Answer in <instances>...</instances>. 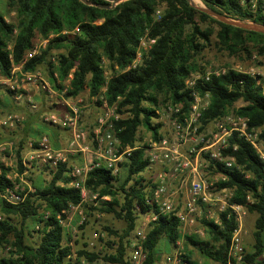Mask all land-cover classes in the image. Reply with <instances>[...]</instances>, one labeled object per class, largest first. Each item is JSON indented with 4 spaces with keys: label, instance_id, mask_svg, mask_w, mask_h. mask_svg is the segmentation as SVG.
<instances>
[{
    "label": "trees",
    "instance_id": "16d2710c",
    "mask_svg": "<svg viewBox=\"0 0 264 264\" xmlns=\"http://www.w3.org/2000/svg\"><path fill=\"white\" fill-rule=\"evenodd\" d=\"M85 1L86 3L82 0H0V7L15 12V20L7 21L0 8V76L8 77L13 65L22 64L23 70H33L46 60L51 49L64 47L65 51L55 56L57 65L50 67V74L54 69L58 77L64 80L70 69L75 67L67 85V95L77 97L85 88L90 95H94L104 82L102 59L105 58L111 67L116 64L120 69H125L135 57L140 37L146 33L155 42L143 56L142 64L112 76L105 91L108 103L116 104L118 112L124 114L123 118L115 122L116 134L124 145L134 144L140 126L152 130L153 135L157 136V126L152 125V119L157 115L155 109L159 104L180 100L185 102L184 106L187 105L189 96L185 89V79L190 72L201 68L195 57L211 44L214 32L218 45L231 53H236L242 47L246 49L245 45L250 41L259 46L260 53H264L263 33L221 22L196 9L188 0H124L114 8L105 7L112 0ZM202 2L207 8L230 18L249 17L237 0ZM161 5V14L154 19ZM99 19L102 21L97 23ZM206 21L217 24L218 30L215 31L211 25L202 26ZM254 21L264 24V17H256ZM75 29L71 37L61 33L63 30ZM50 34L54 36L49 38ZM36 35L48 40L46 47L27 58ZM49 64L51 66L50 61ZM258 78L259 76L228 69L225 73L212 75L198 84L200 92L208 91L210 94V105L202 114V124L221 115L226 106L242 101L237 113L248 117L251 127L264 125V79L259 84ZM6 92L7 96L0 98V108H21L26 116L22 128L18 129L20 137L14 149L16 162L21 170L19 161L24 143L42 132L38 130L37 124L42 123L41 116L48 111V107L44 98L40 99L36 109H31L24 101L20 103L27 104V107L16 106L20 103ZM4 114L7 113H0V116ZM84 125L88 130L92 127L91 123ZM6 130L10 136L15 134L13 129ZM58 133L55 129L50 134L54 137ZM231 140L236 142L237 149L232 151L229 147L226 151L235 156L242 169L224 170L228 175L224 184L234 188V202H243L247 193L252 194L255 199L248 207V213L256 214L252 231L254 242L251 250L245 252L240 264H264V162L249 143L236 138ZM71 163H61L44 184L29 177L34 191L29 192L22 202H0V211L5 215L0 221V245L13 246L9 255L0 256V264H79L81 258L89 262L100 258L99 251L89 250L85 245L76 251V258L73 260L69 238L65 241L60 219L66 218L70 206L80 202L77 189L59 184L61 180L68 181L64 171L70 168ZM146 165L142 152L135 150L130 159L123 163L125 175L122 180L120 174L114 175L105 167H96L88 172L86 186L99 196L110 197L109 201L101 200L99 206L92 210L112 213L126 224L121 234L110 227H104L105 232L117 238L116 242H107L110 247L116 245L114 252L102 255L110 263L128 264V237L136 224L134 204H142L144 186L140 174ZM2 168L0 190L12 183L6 176L9 169ZM246 174L250 176L246 177ZM136 176L137 179L134 178ZM141 209L145 211L146 207L142 206ZM14 216L19 218V225L12 221L11 217ZM201 223L206 227L208 240H200L195 234L185 235L187 245L197 248L205 260L209 261L200 264H223L230 235L236 225L234 219L227 218L223 212L219 215L218 223L205 219ZM32 232L36 233L37 240L26 243V235H31ZM10 237L13 240H9ZM179 237L177 218L173 214L159 215L147 229L144 264H156L158 261L156 245L161 238L173 244ZM185 259L189 264H199L192 259L190 249H187Z\"/></svg>",
    "mask_w": 264,
    "mask_h": 264
},
{
    "label": "built area",
    "instance_id": "2783aa9c",
    "mask_svg": "<svg viewBox=\"0 0 264 264\" xmlns=\"http://www.w3.org/2000/svg\"><path fill=\"white\" fill-rule=\"evenodd\" d=\"M237 1L249 15L248 18L239 20L252 23L255 22L256 17H264V0ZM156 14L158 18L160 14L158 10ZM75 31L76 29L63 30L61 33L71 37ZM47 41L43 39L39 44L34 43L27 52V58L37 54L41 48L44 49ZM154 42L155 39L145 33L140 37L134 59L125 69L122 70L116 65L113 71H103L104 82L100 90L90 97L97 109L90 130L84 128L82 124L85 105L83 97L67 95V85L75 67L70 69L64 80L58 77L54 69L52 75L48 76L40 66L25 71L22 64L13 65L8 77L0 76V85L16 102L24 101L31 109H36L40 99L44 98L48 111L41 116L42 123L67 133L63 141L61 138L56 141L50 133L44 132L34 138H28L19 161L21 170L12 158L15 143L12 141L0 143V174L2 166L8 168L6 176L12 180L11 185L0 190V202L18 204L29 192L34 191L33 184L27 181L34 166L51 178L61 163L71 161L75 155H81L83 160L80 163L72 162L70 168L64 171L69 178L68 181L61 180L59 184L71 186L79 191V204L70 206L69 210L90 204L98 206V202L109 201L110 197L99 196L97 192L86 186L88 172L96 167H105L114 175L119 174L123 163L130 159L135 150H140L147 165L140 174L144 186L142 204L135 202L134 211L141 220L128 237L127 263L144 264L146 259L144 241L147 229L159 215L173 214L178 220L180 233L183 235L202 236L206 227L201 220L218 223L220 213L225 212L226 217L233 218L236 225L231 232L226 260L223 264H240L246 252L245 218L248 215V207L255 199L252 194L247 193L243 202L232 201L234 188L224 184L228 180L224 170L233 168L241 170L242 166L237 163L235 156L226 150L229 147L232 151L237 149L236 142L231 139L243 140L254 148L258 157L264 162L261 140L263 125L251 127L248 117L237 113L242 103L226 106L221 115L202 124V114L210 105V94L208 91L200 92L198 84L208 80L212 75L217 76L228 69H233L208 68L202 72H191L186 77L184 83L189 96L186 106H184L185 102L179 100L168 101L156 107L157 115L152 119V125L157 126L156 137L152 130L140 126L134 144L124 145L115 130V122L123 118L124 114L118 112L116 104L108 103L105 97L107 84L112 76L141 65L143 56ZM50 63V67L57 65L55 56L50 58ZM233 70L254 77L259 76L257 81L259 84L264 79V74L255 73L252 67L248 70ZM23 120V115L18 113L1 115L0 128L14 129ZM141 205L146 207L145 211H142ZM78 213L79 223H82L85 216L81 211ZM64 220L60 219L63 228ZM262 255L264 256V253ZM185 256L186 251L177 238L174 241L173 251L164 257L163 264H189ZM75 258L73 256V259ZM79 264H93V262L81 258Z\"/></svg>",
    "mask_w": 264,
    "mask_h": 264
},
{
    "label": "rangeland",
    "instance_id": "374dc122",
    "mask_svg": "<svg viewBox=\"0 0 264 264\" xmlns=\"http://www.w3.org/2000/svg\"><path fill=\"white\" fill-rule=\"evenodd\" d=\"M191 2L196 6L207 8L202 2V0H197V3H196V0H191ZM162 7L163 6L161 5L158 8V11L160 14L163 9ZM0 8L2 11H4L5 19L7 21L15 20L14 11H6L4 7H0ZM156 18H157V14L155 13L154 19ZM101 21L102 19H99L97 23H100ZM205 25H211L213 26L215 31L218 30V25L215 23H211L210 21H206L205 23H202V26H205ZM53 36L54 34H50L49 38ZM42 40L43 39L40 36L36 35V37L34 38V43L39 44ZM245 47L246 49H243L244 47H242V49H240L236 53H231L228 50L223 49L222 47L218 45L217 37L214 32L211 35V44L205 47L202 50V52L195 57L197 64L201 67L195 71L202 72L208 68H211V69L212 68H233V69H240V70H248L250 67H252L255 73H259L260 75H263L264 74V53H260L259 46L252 41L246 43ZM64 51H65L64 47L51 49L50 53L47 55L46 60L39 65L46 72V75L48 76L51 75L50 74V64H49L50 58L52 56H57L58 54L63 53ZM102 61H103L102 65L104 66V70H109V71L114 70V66H116V64H114L111 67L105 58H103ZM0 93H1V98L7 96V92L2 85H0ZM81 96L83 97V100H84L83 104H85L83 107V114H82L83 121L82 122L88 123L90 125V123L91 124L93 123V120L95 117V112L97 110L96 104L91 102V98H90L91 95L89 94V91L87 88L83 90V92L81 93ZM20 102H23V101H20ZM241 103L242 101H236L233 104L236 105V104H241ZM26 105L27 104L22 105L20 103V104H17L16 106L23 107ZM0 109H1L0 113L2 114L3 113H18V114H22L24 119L26 117L25 112H23L21 108L19 110L17 109L13 110L7 107L5 108L1 107ZM22 123L23 121L13 129L15 134H13L12 136L9 135L6 129L0 128V143L10 142V141H12L13 143H17L18 138L20 137V135L18 134L19 132L18 129L22 128ZM37 128L39 131H42L48 134L51 133L53 130L57 129L59 132L58 134L63 133L64 138L62 137V139H66L67 137L66 131L58 129L57 127H54V126H51L45 123H38ZM262 134L263 136H261V140L263 142V149H264V125L262 126ZM12 158H13V162L17 163L15 154ZM82 160L83 158L81 155H75L74 157L71 158V162H74V163H80ZM119 174L122 180L125 175V170L123 167L121 168V171L119 172ZM29 177L32 178L33 181L41 182L43 184L46 181H48V179H50L38 167L32 169V172ZM29 177H27L28 182L30 181ZM99 204L100 202H98V206ZM98 206H93L91 204L84 205L80 207L79 209H70L66 212V218L64 220L65 221L64 222L65 223L64 224L65 225L64 226L65 241H67L66 238H69L68 242L72 247V254H71L72 259H73V256L76 257V251L79 249H82L83 246L86 245L85 248L89 250L99 251L101 253L100 258L93 261V264H113V263H110L104 260L102 258V255L104 253L114 252V248L116 247V245H114L113 247H110L107 245V242H109L110 240H113L116 242L117 238L115 237V235L105 232L104 227L106 226L110 227L111 229L117 231L118 234H121L126 224L123 219L115 217V215L112 213H101L99 211L92 210V208L98 207ZM79 211H81L82 214L85 216L82 223H79V218H78ZM0 214L2 215V218H4L5 215L1 211H0ZM255 217H256L255 213H248V215L245 218V229L247 232L244 238V247L246 251L251 250L252 244L254 242L252 231L254 229L253 223H254ZM11 219L16 225H19L20 220L18 217L14 216V217H11ZM140 220H141L140 216H138L136 218L135 226L140 222ZM28 224L30 223L28 222ZM184 236L185 235L180 233L179 239L185 251H187V249H190L192 251V259H194L198 263H205V262L209 263V261L207 259L205 260V258L199 253L197 248L192 247L190 244L187 245ZM196 236L200 240H208V232L206 229L202 236H199V235H196ZM9 240H13V238L10 237ZM36 240H37V235L35 232H32L31 235L29 234V235H26L25 237L26 243H33ZM173 247H174V243L170 244L169 242H167L165 238H161L156 245V251L158 252V257H159L156 264H163L164 257L168 253L173 251ZM11 250H13V246L11 244H4L3 246L0 245V256L9 255L10 254L9 251Z\"/></svg>",
    "mask_w": 264,
    "mask_h": 264
},
{
    "label": "water",
    "instance_id": "95a60500",
    "mask_svg": "<svg viewBox=\"0 0 264 264\" xmlns=\"http://www.w3.org/2000/svg\"><path fill=\"white\" fill-rule=\"evenodd\" d=\"M84 3H86L85 0H82ZM124 0H112L110 1V5L109 6H105L107 8H114L119 2H122ZM189 3L195 7L196 9L206 12L208 13L210 16L214 17L215 19L233 25L235 27H239L245 30H251V31H255V32H259V33H263L264 34V24H260V23H256V22H247V21H243V20H239V19H234V18H230L227 17L225 15L216 13L215 11L209 9V8H205V7H201V6H196L194 5L191 0H188Z\"/></svg>",
    "mask_w": 264,
    "mask_h": 264
},
{
    "label": "crops",
    "instance_id": "0c3cea01",
    "mask_svg": "<svg viewBox=\"0 0 264 264\" xmlns=\"http://www.w3.org/2000/svg\"><path fill=\"white\" fill-rule=\"evenodd\" d=\"M82 117H83V115H82ZM53 137V136H52ZM62 137H63V133H61V134H58V135H56V136H54L53 138L57 141V140H59L60 138H61V141H63L64 139H62ZM64 138V137H63Z\"/></svg>",
    "mask_w": 264,
    "mask_h": 264
}]
</instances>
